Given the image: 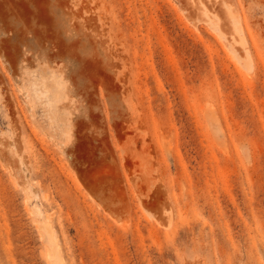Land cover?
<instances>
[{
  "label": "rangeland",
  "instance_id": "1",
  "mask_svg": "<svg viewBox=\"0 0 264 264\" xmlns=\"http://www.w3.org/2000/svg\"><path fill=\"white\" fill-rule=\"evenodd\" d=\"M0 264H264V0H0Z\"/></svg>",
  "mask_w": 264,
  "mask_h": 264
},
{
  "label": "bare ground",
  "instance_id": "2",
  "mask_svg": "<svg viewBox=\"0 0 264 264\" xmlns=\"http://www.w3.org/2000/svg\"><path fill=\"white\" fill-rule=\"evenodd\" d=\"M221 3H223V2H220V6H221ZM223 4H224V3H223ZM224 10H226V9H224ZM227 11H228V14H227L226 11H224L225 13L222 12V11H220V12L226 14L227 17L229 16V18H230V20H231L230 22L233 23L232 25L235 24V25H234V26H235V27H234L235 29L229 27V30H230V29H231V30L233 29V30H235L236 33H237L238 31L240 32L241 30H238V28L240 29V24H238V23H240V22H238V21H239L238 16H237L236 14H233L235 11H233V10H231V9H229V8H227ZM232 11H233V12H232ZM235 13H236V12H235ZM219 19H220V18H219ZM221 19L223 20L222 17H221ZM236 19H237L238 21H237ZM222 20H221V23H222L223 21H224V23H225V22H226V23H225V24H224V23H222V24L220 23V24H221V25H225V26H222V28H225V27H226V24H227V20H226V21H225V20L222 21ZM236 22H237V23H236ZM229 24H230V23H229ZM238 26H239V27H238ZM237 27H238V28H237ZM225 30H227V29L225 28ZM229 30H228V31H229ZM231 30H230V31H231ZM233 30H232V32H233ZM236 30H238V31H236ZM230 31H229V32H230ZM222 32H226V31H223V30H222ZM226 33H227L226 35L229 34L228 32H226ZM230 33H231V32H230ZM237 35H239V33H237ZM228 36H230V35H228ZM231 36H232V35H231ZM231 36H230V37H231ZM234 36H235V35H234ZM234 36H233V38H234ZM239 37H240V38H243V37H241V36H239ZM231 39H232V38H231ZM241 40H242V39H241ZM241 40H240V42H242V41L244 40V38H243L242 41H241ZM234 41L237 43V41H236L235 39H234ZM229 42H230V41H229ZM244 42H245V41H243L242 43L245 45L246 42H245V43H244ZM231 44H232L231 46H233L234 42L231 43ZM243 44H241V45H243ZM229 45H230V44H229ZM234 45H236V44H234ZM238 45H239V44H238ZM238 45H237V46H238ZM244 45H243V46H244ZM243 46H242V47H243ZM239 47H240V46H239ZM242 47H240V48H242ZM244 48H246V47L244 46ZM234 49H235V48H234ZM236 49H237V48H236ZM236 49H235V50H236ZM242 49H243V48H242ZM242 49H241V50H242ZM238 51H239V50H238ZM238 51H237V52H238ZM240 52H241V51H240ZM240 52H239V54H240ZM244 52H245V51H244ZM241 53H242V52H241ZM239 54H238V56H240ZM243 55H244V54H243ZM246 55H247V54H246ZM243 57H244V56H243ZM248 57H249V56H248ZM250 58H251V57H249L248 59H250ZM241 59H242V58H241ZM236 60H237V59H236ZM239 60H240V58H239ZM246 62H247V61H246ZM236 63H237V62H236ZM247 64H248V63H247ZM247 64L245 63L246 66H247ZM239 65H240V64H239Z\"/></svg>",
  "mask_w": 264,
  "mask_h": 264
}]
</instances>
